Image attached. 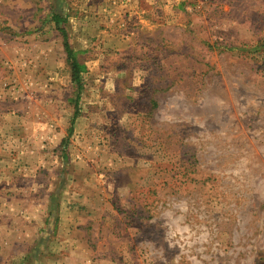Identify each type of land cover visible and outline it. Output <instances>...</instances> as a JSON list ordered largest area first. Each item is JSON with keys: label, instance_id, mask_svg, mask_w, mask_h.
Wrapping results in <instances>:
<instances>
[{"label": "rangeland", "instance_id": "1", "mask_svg": "<svg viewBox=\"0 0 264 264\" xmlns=\"http://www.w3.org/2000/svg\"><path fill=\"white\" fill-rule=\"evenodd\" d=\"M0 264H264V0H0Z\"/></svg>", "mask_w": 264, "mask_h": 264}, {"label": "trees", "instance_id": "2", "mask_svg": "<svg viewBox=\"0 0 264 264\" xmlns=\"http://www.w3.org/2000/svg\"><path fill=\"white\" fill-rule=\"evenodd\" d=\"M54 16L57 21V24L59 25V29L62 31L63 36H64V47L67 52V59L71 65L73 79L74 81H76L78 88L81 89L82 87L81 64L77 58L75 50L72 48L68 40V34L65 28L60 25L61 21L63 20L62 17L59 14H55ZM77 114L78 113L76 112L75 116H77Z\"/></svg>", "mask_w": 264, "mask_h": 264}]
</instances>
